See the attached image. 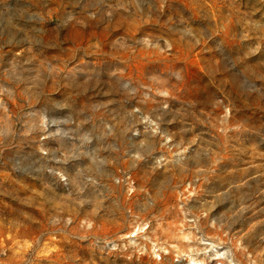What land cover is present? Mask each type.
Masks as SVG:
<instances>
[{
    "label": "rangeland",
    "instance_id": "rangeland-1",
    "mask_svg": "<svg viewBox=\"0 0 264 264\" xmlns=\"http://www.w3.org/2000/svg\"><path fill=\"white\" fill-rule=\"evenodd\" d=\"M0 264H264V0H0Z\"/></svg>",
    "mask_w": 264,
    "mask_h": 264
}]
</instances>
